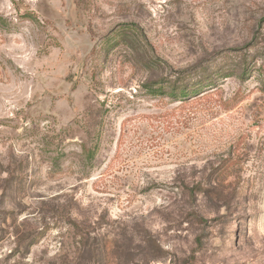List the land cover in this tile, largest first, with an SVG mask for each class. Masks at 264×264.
<instances>
[{
    "label": "rangeland",
    "instance_id": "374dc122",
    "mask_svg": "<svg viewBox=\"0 0 264 264\" xmlns=\"http://www.w3.org/2000/svg\"><path fill=\"white\" fill-rule=\"evenodd\" d=\"M0 264H264V0H0Z\"/></svg>",
    "mask_w": 264,
    "mask_h": 264
},
{
    "label": "trees",
    "instance_id": "16d2710c",
    "mask_svg": "<svg viewBox=\"0 0 264 264\" xmlns=\"http://www.w3.org/2000/svg\"><path fill=\"white\" fill-rule=\"evenodd\" d=\"M189 73V71H176L172 73V78L170 77V79H166L165 81L148 83L145 85L144 89L150 95L156 96L164 94L173 102L182 103V101L192 99L205 93V91L202 90L213 85L218 76L210 75L207 77L193 78Z\"/></svg>",
    "mask_w": 264,
    "mask_h": 264
}]
</instances>
